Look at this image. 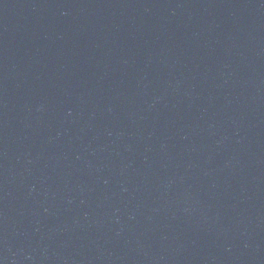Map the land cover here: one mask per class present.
I'll list each match as a JSON object with an SVG mask.
<instances>
[{
    "label": "water",
    "instance_id": "obj_1",
    "mask_svg": "<svg viewBox=\"0 0 264 264\" xmlns=\"http://www.w3.org/2000/svg\"><path fill=\"white\" fill-rule=\"evenodd\" d=\"M0 264H264V0H0Z\"/></svg>",
    "mask_w": 264,
    "mask_h": 264
}]
</instances>
